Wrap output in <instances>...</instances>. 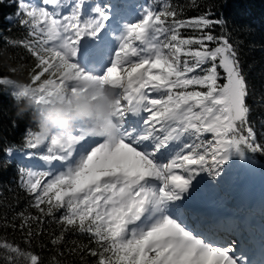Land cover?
I'll list each match as a JSON object with an SVG mask.
<instances>
[{
	"label": "snow or ice",
	"instance_id": "snow-or-ice-1",
	"mask_svg": "<svg viewBox=\"0 0 264 264\" xmlns=\"http://www.w3.org/2000/svg\"><path fill=\"white\" fill-rule=\"evenodd\" d=\"M16 2L15 16L23 14L33 38L23 46L40 70L29 83L37 104L65 88L77 91L82 78L106 82L121 97L114 135L77 128L39 142L28 134L24 148L41 149L46 169L19 162L32 207L42 216L65 209L57 222L95 241L97 264H264V233L257 260L244 218L185 207L202 176L218 185L230 162L264 164V135L251 123L237 51L212 32L225 21L212 19L211 10L182 19L169 0L159 10L133 0ZM189 29L195 34H182ZM8 79L0 77V86H10ZM254 103L264 107V94ZM6 153L5 163L19 155L11 147ZM0 249L8 264H41L7 242Z\"/></svg>",
	"mask_w": 264,
	"mask_h": 264
},
{
	"label": "trees",
	"instance_id": "trees-1",
	"mask_svg": "<svg viewBox=\"0 0 264 264\" xmlns=\"http://www.w3.org/2000/svg\"><path fill=\"white\" fill-rule=\"evenodd\" d=\"M139 6H152L159 10L164 0H133ZM180 14V18L198 17L211 10L212 19L225 21L223 26L212 29L214 35H225L234 45L241 70L249 85L251 95L248 103L252 107L251 123L258 136L264 135V107L254 103L264 94V0H169ZM16 0L0 2V77H7L29 84L31 77L40 71L37 60L23 46L24 41L33 38L26 26L20 23ZM12 16L10 21L7 17ZM183 35L195 34L192 30H182ZM7 40L20 41L8 44ZM9 69H17L13 72ZM223 75L222 69L219 70ZM48 73H45V79ZM226 82L221 80L220 83ZM39 83V82H37ZM11 86H0V243L7 242L25 252L36 254L41 264H97L98 257L92 256L99 250L95 241L86 233L76 230L65 231L57 222L65 209L56 211L53 216H42L32 207L34 194L29 193L22 184L24 174L20 163L8 160L6 150L25 152L24 148L32 125L26 115L18 119ZM32 149L30 151H33ZM264 161V157H259ZM264 177V164L247 165V171ZM242 176L237 170L228 171L222 182L231 201L242 195ZM226 188V189H225ZM44 207V205H42ZM23 214V215H21ZM25 217L32 218L24 224ZM39 217V220L35 219ZM23 225V226H22ZM31 233V234H30ZM63 236L58 244L52 241ZM0 264H8L6 250L0 249Z\"/></svg>",
	"mask_w": 264,
	"mask_h": 264
},
{
	"label": "clouds",
	"instance_id": "clouds-1",
	"mask_svg": "<svg viewBox=\"0 0 264 264\" xmlns=\"http://www.w3.org/2000/svg\"><path fill=\"white\" fill-rule=\"evenodd\" d=\"M17 71V69H9ZM16 105V117L26 115L31 123L33 138L44 142L53 136H67L84 128L97 136L114 135L118 128L119 97L106 82L82 78L73 92L62 89L49 103H36L38 93L29 84L8 79Z\"/></svg>",
	"mask_w": 264,
	"mask_h": 264
},
{
	"label": "rangeland",
	"instance_id": "rangeland-1",
	"mask_svg": "<svg viewBox=\"0 0 264 264\" xmlns=\"http://www.w3.org/2000/svg\"><path fill=\"white\" fill-rule=\"evenodd\" d=\"M26 2H34V0H26ZM88 2L92 3V2H95V0H88ZM32 152L37 153L35 158L25 156L24 155L25 152H22L19 154L20 156L19 155L17 156L16 161L19 163L24 158L25 164L34 166L33 170H36V171L46 170L45 168L39 167L40 164H43L42 161H39V155L41 154L42 150L35 149ZM20 165L22 169L24 165H22L21 163ZM239 168H243L241 171H244V170L245 172L247 171L244 168V166L239 167ZM47 179L48 177H45L44 181L46 182ZM241 183L243 187V194L246 192L245 196H247L250 200L252 199V197L258 198L262 196L261 193L264 194V177L260 175L246 172V176L242 177ZM250 190L252 193H249ZM243 194L237 199V202L235 200L231 201L228 197L227 192L224 190V183L222 182V180L220 181L218 185H213L212 182L206 176H202L199 184H197V190H196V193L194 194V198L192 201L193 204H188V202H186V204L190 206L195 205L198 210V206L200 205L204 206V204H206L207 202L216 200L217 202L224 205L225 207H229L230 209H232L231 211L233 212L234 211L240 212V213L242 212L243 215H241V217L245 219L247 223V227L250 224L249 218L252 217V215H255V219H256L255 222L257 224H263L264 226V204L262 205L259 202L258 204L255 205V207L252 210L245 209L246 206L242 205L243 203L241 202ZM251 228H252L250 230L251 235H255V236L262 235V233L258 231L256 227L252 226Z\"/></svg>",
	"mask_w": 264,
	"mask_h": 264
},
{
	"label": "bare ground",
	"instance_id": "bare-ground-1",
	"mask_svg": "<svg viewBox=\"0 0 264 264\" xmlns=\"http://www.w3.org/2000/svg\"><path fill=\"white\" fill-rule=\"evenodd\" d=\"M14 152H17V151H14ZM19 153V152H18ZM20 154V153H19ZM249 193H252L251 192V190H250V192ZM261 195H262V197H264V194L263 193H261ZM185 207H186V209H191V208H195V209H197V207L195 206V205H187V204H185ZM195 214H197V213H193L192 211H190V210H188V211H186V216H193V215H195ZM189 223H191V220H189L188 221ZM252 228H251V226H249L248 225V230L250 231ZM264 232V231H263ZM252 236V242H251V244L249 245V247L252 249V253L254 254V256H255V258L257 259V260H259L260 259V237L261 236H258V235H251Z\"/></svg>",
	"mask_w": 264,
	"mask_h": 264
}]
</instances>
